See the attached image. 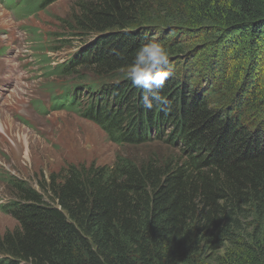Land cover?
Segmentation results:
<instances>
[{
	"label": "trees",
	"instance_id": "obj_1",
	"mask_svg": "<svg viewBox=\"0 0 264 264\" xmlns=\"http://www.w3.org/2000/svg\"><path fill=\"white\" fill-rule=\"evenodd\" d=\"M57 1L22 0L17 14ZM74 7L60 35L24 30L35 57L71 81L68 104L89 97L93 112L82 116L140 154L70 164L35 186L2 176L0 211L15 227L0 237V264H264V0ZM145 36L169 53L165 111L155 101L145 108L126 75ZM64 39L82 46L50 68L47 52L72 49Z\"/></svg>",
	"mask_w": 264,
	"mask_h": 264
},
{
	"label": "rangeland",
	"instance_id": "obj_2",
	"mask_svg": "<svg viewBox=\"0 0 264 264\" xmlns=\"http://www.w3.org/2000/svg\"><path fill=\"white\" fill-rule=\"evenodd\" d=\"M77 1L59 0L44 12L22 20L13 19L10 12L0 5V35L7 47L3 62L10 68L13 77L11 78L12 75L6 70L0 69V72L8 80V84H12V81L13 84L19 83V87L12 89L10 97L0 110V205L7 202L9 195L5 185L1 183V177L5 174L26 180L35 186V180L47 179L50 174L57 173L70 164L110 166L119 153L127 152V155L132 156L140 154L136 150L117 146L96 122L82 116L86 109H90L88 105H92L89 97L77 100L80 101L78 113L75 110L59 111L36 118L33 114L26 113L32 120L30 126L16 122L17 111L22 106L31 102L38 106L46 94L53 93L59 87L71 86L68 84L71 81L65 75L50 76L48 70L43 72V68L37 69L36 66L33 70L21 68L23 63L39 58L35 57L39 55L38 46L29 43L32 38H29L24 30L38 29L42 34L60 35V20L74 11ZM63 42L71 45L72 49H60L56 53L47 52L50 68L71 59L82 46V42L71 39H64ZM58 44L57 42V49L63 45ZM95 100L93 98V103ZM103 107L106 110L105 106ZM114 109L115 107L109 108L108 113L112 115ZM90 110L93 112L92 108ZM14 227L15 222L0 211V237L12 231Z\"/></svg>",
	"mask_w": 264,
	"mask_h": 264
},
{
	"label": "clouds",
	"instance_id": "obj_3",
	"mask_svg": "<svg viewBox=\"0 0 264 264\" xmlns=\"http://www.w3.org/2000/svg\"><path fill=\"white\" fill-rule=\"evenodd\" d=\"M169 53L157 37L145 36L128 66L127 78L135 88L142 90L140 101L151 109L153 101L165 111L169 101L160 94L165 81L172 75Z\"/></svg>",
	"mask_w": 264,
	"mask_h": 264
},
{
	"label": "bare ground",
	"instance_id": "obj_4",
	"mask_svg": "<svg viewBox=\"0 0 264 264\" xmlns=\"http://www.w3.org/2000/svg\"><path fill=\"white\" fill-rule=\"evenodd\" d=\"M68 88H61V87H59V88H57L56 90H58V91H61V92H64V90L66 91ZM4 131V130H3Z\"/></svg>",
	"mask_w": 264,
	"mask_h": 264
}]
</instances>
